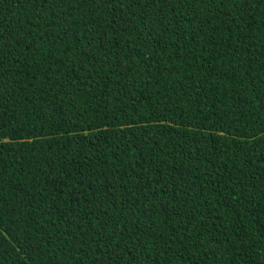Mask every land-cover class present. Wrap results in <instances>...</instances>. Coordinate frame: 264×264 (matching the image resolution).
Wrapping results in <instances>:
<instances>
[{
  "label": "trees",
  "instance_id": "obj_1",
  "mask_svg": "<svg viewBox=\"0 0 264 264\" xmlns=\"http://www.w3.org/2000/svg\"><path fill=\"white\" fill-rule=\"evenodd\" d=\"M0 264H264V0H0Z\"/></svg>",
  "mask_w": 264,
  "mask_h": 264
}]
</instances>
